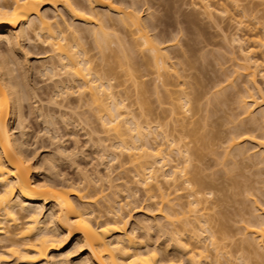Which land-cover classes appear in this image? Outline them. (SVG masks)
<instances>
[{"label": "bare ground", "instance_id": "1", "mask_svg": "<svg viewBox=\"0 0 264 264\" xmlns=\"http://www.w3.org/2000/svg\"><path fill=\"white\" fill-rule=\"evenodd\" d=\"M144 1L147 5L148 0H0V44L8 48L7 53L0 51V264H68L66 259L71 252L64 254L62 250L73 239L74 253L80 248L84 250L80 264H179L181 261L186 264H253L256 261L251 260L255 255L260 264L264 261V206L257 207L256 201H250L252 211L246 210L251 216L247 219L240 218L243 214L240 212L245 211L241 208L236 215L240 214L242 226L235 235L234 231L233 234L229 231L226 225L229 218L224 215L225 218L221 216L214 221L216 226H211L213 221L207 212L218 201L209 203L207 200L210 192L202 190L204 182L210 181L203 182L199 174L201 166L193 163L195 159L200 160L197 150L203 148L199 144L189 146L191 141L184 140L191 137L193 142L199 138L203 142L207 135V143L203 142L202 146H219L215 139L223 134V159L246 157L264 165V0H193L194 13L201 14L218 28L223 44L230 49L231 70L228 74L221 71L223 75L220 73L221 76L214 78L208 88H202L204 84H200L199 78L193 77L195 81L191 82L189 75L182 74L184 68L178 67L180 62H170L167 48L176 45L180 29L177 27L178 31L174 30L175 34L167 35L168 38L156 33L153 18L147 15L144 19L139 15V6ZM185 15L183 22H196L191 19L194 16ZM221 22L227 23L226 26ZM29 33L35 38L33 41H37V47H44L47 56L38 52L37 57L26 50L27 43L32 41ZM29 53L36 59L41 58L40 55L48 59L34 69L37 70L34 75L40 73L41 77H47L45 81H52L42 89L46 100L43 97L38 101L34 92L37 89H32L27 82L26 72L30 70H24L31 68L24 67L30 61ZM110 55L119 60L114 66L105 59ZM121 71L132 83L138 111L127 103L128 93L117 89L123 84H118ZM149 75H152L151 94L157 100L161 93L168 102L164 115L157 111L153 114L152 107L143 109L145 104L141 101L149 94L144 78ZM239 78H243L242 83L233 99L236 112L225 120L227 128L207 132V125L201 122L208 121L209 114L218 107L213 105L214 101L217 105L223 103L227 97L225 90L233 88ZM72 94L77 95L76 102H82L84 108H93L99 127H88L89 131L83 135H87L85 141L91 143V147L95 145L93 147L100 150L101 154L96 157L100 162L96 161L104 170L101 174L96 165L90 176L87 170L77 169L81 177L76 181L57 173L54 158L65 157V152L69 151L55 136L58 132L55 124L69 126L71 124L65 121L72 120L57 115L59 111L55 114L52 108L64 111L65 105L56 101L58 98L60 102L66 101ZM38 102L39 105L44 102L48 108L36 105ZM66 102L69 104L68 100ZM25 105L27 113L23 111ZM68 110L66 113H71L72 108ZM26 114L28 117L37 114L35 116L55 131L54 136V131L47 136L50 145L56 143L53 154L47 153L39 159L45 149L40 154L38 148L41 147L31 151L24 122ZM73 122L69 126L73 130L65 128L75 134L79 131L74 133L77 123ZM75 139L77 137L72 139L73 144L79 152L81 149ZM157 139L162 143H157ZM73 148L69 152L75 153ZM105 156H109V161ZM119 158L122 160L118 163ZM112 161L124 172L128 166V173L132 175L131 186L126 181L117 186L129 201L121 202L119 192L112 189L115 187L110 178ZM43 173H47L44 179L41 178ZM103 182L107 186L102 187ZM253 185L245 184L243 188L250 189ZM140 190L144 201H155L152 205L146 204L143 213L155 211L160 221L155 223L145 214L144 219L130 224L128 206L137 200L136 193ZM182 190H186L185 196L180 195ZM96 204L99 207L94 208ZM153 205L156 208L151 210ZM151 233H158L164 240L156 244ZM236 235L240 238L235 239ZM169 249L179 254L177 261L165 255ZM244 253L254 256L249 260L251 257Z\"/></svg>", "mask_w": 264, "mask_h": 264}, {"label": "rangeland", "instance_id": "2", "mask_svg": "<svg viewBox=\"0 0 264 264\" xmlns=\"http://www.w3.org/2000/svg\"><path fill=\"white\" fill-rule=\"evenodd\" d=\"M176 1L177 2H175V0H171V1L170 0H148L147 1L148 6L145 5L146 1H144L141 3V5H140V3L137 4L138 6L140 5L139 7H141L139 9L140 10L139 15L144 19L147 15H150L149 17L153 18L152 19L153 24H155L156 29H157V30L155 29V32L160 34L161 36L166 35L165 37H167V35L168 36L174 35L175 31L177 30V27H178V30L179 29L182 30V31L177 30L179 35L177 34L178 37L175 36L178 38L176 45H174V47H168L169 49L167 48V52L170 56V62H172V63L174 62L176 64H178V62H180L181 65L178 67L182 66L184 68L182 74H184V75L187 74V76L189 75L191 78H188V79H190L191 82L195 81L196 77H197V79L199 78L200 82H202L200 84L201 85L204 84L202 86V88H208L210 86L209 84L211 83V81L214 78H216L217 76L219 77V76L223 75L222 73L228 74V72L231 70L232 62L229 59V57H230L229 56V50L230 49H228L229 47H227L226 45L223 44L224 42H222L223 40H222L220 30L218 28H214L215 26L211 25L207 21V19L204 18V16H202L201 14H198L197 12L194 13V11H196V10H194L193 6H192L193 0H176ZM214 2H218V0H216ZM253 2H256V0H253ZM259 7L261 8V6H259ZM146 8L148 10H146ZM185 14H187L189 16H194V18H191V19H195L193 21H196V22L191 23V24L183 22V16ZM187 15H185V16H187ZM195 15H197V16H195ZM146 18H148V16ZM262 20H264V19H262ZM221 24L223 26H226L225 24H227V23L221 22ZM219 25H220V23H219ZM227 28H228V26H227ZM228 29H230V31H232L231 30L232 28H228ZM155 32L153 31V34H155ZM150 34H152V32H150ZM32 37L33 36L29 33V38L32 39ZM34 39H32L31 42L29 40V43H31V44L27 43L26 50H29L28 52L34 53V55H36L35 53H38V52H39V54L44 53L43 52L44 47L39 46V45L37 47V44H35L37 41L34 42L33 41ZM33 43L36 45L35 48H34ZM4 45H5L4 43L0 44V51L1 52L6 51L7 46H4ZM111 47H113V46H111ZM34 49H35V52H33ZM7 50H8V48H7ZM19 51H18V53H16L17 55L19 53L21 54V52H19ZM6 53H7V51H6ZM45 53H47V52H45ZM45 53H44V55L47 56ZM20 54L18 55V57L21 56ZM39 54H37V55H39ZM44 55H40L41 58H39V59H36V56H34V58H33L32 57L33 54L28 55L29 56L28 59L30 60L29 61L30 64L28 62L27 63L28 65H26V67H24V68H31V69H27V70L25 69L24 70L25 72L28 70L31 71L33 69L32 72H30V71L26 72V74L27 73L29 74V75L27 74L26 76H28L27 82H28L29 86L31 87V85H32V87H31L32 89H34V90L37 89L34 92L38 98V101L39 100L41 101L42 100L41 98H43V97L45 98L43 100H46V97L43 94V92L45 90H42V89H44V87H46V84L50 86V84H48L50 81L47 82L48 79L45 81V79L47 78L46 76H45L46 78L41 77L43 75H41L40 73L39 74L36 73L37 75L36 74L34 75V72H37V70L34 71V69H38L37 65H40L39 63H45L44 61L48 60L47 58H44L45 57ZM106 55H109V53H106ZM19 58H21V57H19ZM107 58H105V59L108 60V63L111 64L112 66H114L113 65L114 63L119 61L117 58H114V56H112V55H110ZM120 62H121V60H120ZM191 64H192V66H191ZM107 67H109V66H107ZM220 69H222V70H220ZM24 71H23V73L25 74ZM221 71H222V73H221ZM119 73H121L120 74L121 79H119L120 81H119V83L118 82L117 83L120 85L122 82L123 84L120 86L118 85L119 88H117V89L120 90L121 92L128 93V95L130 96V99L127 100V103L130 102L131 108L135 109V111H138L137 110L138 105H136L135 101H134V97H135L134 93L135 92L132 91V89L134 90L133 86L131 85L132 83L129 80V78L124 74L123 71H121ZM220 73H221V75H220ZM193 77L195 79L192 81ZM150 79H152V75H149L148 78H144V81L146 82L145 83L146 87L149 89V94L146 93L144 96L145 98H143L146 100L141 101L142 103L144 102L143 104H145V106H147V107L145 108L144 105H143L144 107L143 106L142 107H143V109H145L144 111H146V109L149 107L148 109L149 110L152 109L153 114H155V112L157 111L156 112L157 114H163L164 115L165 112H167L166 109H168V106H167L168 102H167L166 98L164 99V96L161 93H159L161 95V98L159 99V97H160V95H159V97L157 99L158 102H157V100L155 99L156 96L153 95V93L151 94L152 91L150 92V90L152 89V87H150L151 86ZM188 79H187V81H189ZM242 79L243 78H239L238 81L235 82V85H233L234 86L233 88H228L227 90H225L224 94L226 93L225 96H227V97H224L223 103H218V105H217V103L214 101L213 105L216 104V106H218L219 108L216 107L217 108L216 109L215 106H213V108H215V111L216 110L217 111L216 112L214 111L215 113L212 112L211 114H209L208 121H204V123H202L200 121L201 124H204L205 126L207 125V128H206L207 132H208V130H212L214 132L217 129L225 130L227 128V126L224 125L225 120L230 118L231 113L236 112L235 104L233 103V99L239 93V88H240V85L242 83ZM199 80H197V82ZM117 81H118V79H117ZM148 82H150V84H148ZM197 82L195 85L199 84ZM50 83H52V81ZM201 85L200 86L197 85V87L201 88ZM49 86L45 89H48ZM224 94L222 96H224ZM222 96H221V99H223ZM59 99L60 98H58V100L56 99L57 100L56 103L59 102V103L65 105L63 107L61 104H58V105H61L63 107L65 112L63 110L60 111L58 109H55V107H53V108L50 107V108H52L55 112L59 111L58 114H57V112L55 114H57V115L62 114L66 120H69V121L72 120L71 121L72 123L65 121L66 123H68V124L70 123L71 125H73L74 124L73 121H75V124L77 123V125H75V127H74V133H75V131L78 130L79 132H76L78 134L75 133L76 134L75 135V134L71 133L70 131H68L72 128V127H69L71 125L65 126L62 123V125H63L62 126L61 123L58 122L57 119H56V122H58V124H55V125L58 127V129H57L58 132L55 134V131L51 129L52 128L51 126H46L43 123V120H41L42 118L35 116L37 114H33L35 117L33 115L31 117H28L29 115L26 114L27 115L25 117L26 119L24 118V120H26V121H24V122H26V126L28 127L27 140H28V144H30V146H31L30 147L31 151H32V149H36L38 147H41V149L38 148L39 149L38 154H40L42 151H44L42 149H45V152L41 153V155L39 156V159L42 158V155H46L47 153L49 155L53 154V152H55L53 150L56 149L55 148L56 145L54 146L53 144H56V143H52L50 145V142H49L50 140L47 139V136L51 135L52 131H54L52 136H54V134H55V136L57 138H59L58 140L62 141L61 142V143H63V144H61L62 147L64 145L65 146L64 148L66 150H69V151L70 150L72 151L73 147L75 148L76 145L73 144L72 139L74 137H77V139H75V140L77 141L79 149H81L79 152H76V151H78V147L76 146L77 150H76V148L75 149L73 148V150H75V153H74V151L69 152V151L65 150L66 151L65 157L64 156L62 158L60 157L61 159L56 158L57 156L54 157L55 159H57V161H56L57 162L56 163L57 164L56 170L58 171L57 173L61 174L62 176L66 177V178L71 179L72 181L73 180L76 181V179L81 177L79 174V171H78L79 169L80 170L84 169L83 170L84 172L87 170L86 174L90 175L93 168L96 169L95 167L97 165L99 171H101L100 173L102 174L104 171L102 166L104 164V167H105L106 164L101 162L100 163L102 165L101 166L102 169H101L98 166V164H99L98 161L100 162V160L98 159L99 157L96 159L97 155L99 153L101 154V152H99L100 151L99 149L94 148V147H96L95 145H93L94 147L93 146L91 147L90 145H92V144L87 143L88 141L87 142L85 141L87 139V135H86V137L83 135V133L86 134L90 128L97 129L99 127V126H97L98 124H96V123H98L97 119L94 120L95 119L94 117H96V116H94L95 114L92 112L93 108H90L87 106H85V108H84L83 107L84 105H82L83 104L82 102H80V103L76 102L77 101L76 100L77 99L76 94H72V96L69 99H67L69 104H67V102H66L67 100L65 101L63 99L62 102H60L61 99L60 100ZM140 99H142V98L140 97ZM32 100H34V99H32ZM35 100H37V99L35 98ZM69 100H72V103ZM163 100L166 103L163 102ZM159 102H161V104H159ZM39 104H40L39 102L36 103V105H38V106L42 105V104L41 105H39ZM44 104H43V108H46L47 106H45ZM26 106L27 105H25V107L23 108V111L27 113L28 106L27 107ZM68 107L72 108L71 113L68 112L69 114L66 113L67 111H69ZM150 107H152V108L150 109ZM209 107H212V106L209 105ZM43 108H42V110H43ZM58 108H60V106H58ZM44 110H46V109H44ZM67 118H71V120L67 119ZM84 119H86V120L89 119V120L86 121ZM151 119H153V118H150V120ZM85 123H86V125L87 124L88 125L86 126ZM78 124H79V126H78ZM77 126L81 129L80 130L77 129L76 128ZM84 126H86L87 128ZM65 127H69L70 129L66 130ZM88 127H89V129H88ZM63 128H65V129H63ZM65 130L67 131V133ZM72 130H73V128H72ZM204 130L205 129H203V133L205 134L206 130L205 131ZM201 132H202V130H200V133ZM209 132H211V131H209ZM97 133H101L99 136H102V132H100L99 130L97 131ZM69 135H71V136H69ZM104 136H107V134L104 133ZM204 136L206 138H208L207 135H204ZM223 136H224L223 134L221 136L219 134L218 139L217 138L215 139L216 143L218 141L219 146H210V147L207 145L202 146L203 142L207 143V141H206L207 139L205 137H204L203 142L200 141L201 140L200 138L198 141L196 140L197 144L194 143V142H196L195 140H194V142L192 141L191 137H188L189 139L186 138L184 140L186 142L191 141L189 146H192V145L198 146V144H199V146H201L203 148L202 150H201V148L198 149L199 147L197 148L198 149L197 152L199 151L198 153L201 154V155L200 154H198V155L201 158H198L200 160L195 159V161L193 163L201 166L200 168H202V172L199 174H202L201 178L203 179V182L204 181H210V182H206V184L204 182V187L202 190L205 193L210 192V196H206L207 200L209 201V203L210 202L215 203V201H218V203H215L216 206L210 212H207V213L211 216L210 218L212 219L213 222L220 220L221 216H223V215L226 218H229V220L226 219L227 222L225 221L226 225L230 229L229 231L231 232V234L234 233L233 235H235L236 231L238 232L237 228L242 226L241 221H239L240 214L243 213L240 216L241 219L243 217H244V219L251 217L248 214V212L251 210V209L249 210V208H251V206H252L250 201H256L257 207L261 208L262 206H264V165H259L258 162L256 163V161H254V160L251 161L252 159H250V158L246 159V157L237 156V157L226 158V159L224 158L223 159V157H222L223 155L221 156V154H223V147H224V142L222 141ZM197 137H199V136H197ZM60 141H58L57 144H59ZM110 142H112V141H110ZM110 142L108 141L107 143H110ZM160 142L162 143V140L160 141V139L159 140L157 139V143L160 144ZM74 143H76V142H74ZM214 145H216V144H214ZM193 148H195V147H193ZM46 149H48L49 151L48 150L46 151ZM80 152H81V154H80ZM66 156H68V157H66ZM108 157L105 156L104 159L107 158V160L109 161ZM121 158H123V156ZM121 158H119L118 163L121 162V160H122ZM70 159H73V160H70ZM248 159H250V160H248ZM96 160H98V161H96ZM107 160H104V161H107ZM221 162H222V164H221ZM71 163H73V164H71ZM107 163H110V162H107ZM118 163L116 161H112V166H110L111 169L113 170V172L111 174L112 177H110V178L112 180V185H115V187L114 188L112 187V189L117 190L119 192L118 199L121 200V202H124L126 200L129 201L128 199L124 198V196H126V194L121 190V188H118L117 186H118V184L120 185L124 181L129 183V186H131L132 185V183H131L132 175L130 174V172L128 173V166L126 167L127 171L125 169H122V170H125V172H124V171H121V169H119L120 167H119ZM254 163H256V164H254ZM75 164H77V166L79 168L75 167L76 166ZM233 165H236V166L234 167ZM43 174L41 175L42 179L47 177V175H46L47 173L44 174L46 176H44ZM90 176H92V174ZM211 183H213V185ZM253 183H255V184L253 185ZM245 184L246 185L252 184L254 187H252L250 189L243 188V187H245ZM101 186L105 187V186H107V183L103 182ZM199 187H201V186H198V187L194 186V189H201ZM141 193H142V190H140L139 192L136 193L137 200L136 201L134 200V201L135 202L138 201V203L133 202L136 204L135 205L131 202L132 204L129 203V205L130 204L131 205L128 206L130 209L128 207L126 208V211H128L127 209H129V212H130V216H131L130 224H132L134 221H138L136 219L142 220L141 219L142 217L144 219L146 217L145 214H148V213H145V214L143 213L144 212L143 207H145L146 204L152 205V203L155 202V201H151L148 203V202L144 201V197ZM185 193H186V190H182L180 192V195L185 196ZM137 194H139V196ZM182 200H184V199H182ZM135 206H137V207H135ZM154 206L155 205L151 206L150 209L152 210V208H154ZM93 207L95 208V207H99V206H97V204H96ZM155 208H156V206H155ZM241 208L243 209V211L244 210L245 211L240 212ZM139 211H141V212H139ZM239 212H240V214L237 216L236 214H238ZM154 213H156V212L153 211L152 213H149L148 215L150 216V218L152 217L153 221L156 223L157 221H160L161 218L158 216V214H154ZM224 216H223V218H225ZM213 222H211V226H214V225L216 226L217 222H214V223ZM222 222H223V220H222ZM153 232H155V231L153 230ZM138 234H139V232H138ZM151 234H152V241L154 242L155 240H157L156 244H158L164 240L163 237L160 236L158 233H151ZM238 235L235 236V239L240 238V237H238ZM232 238L234 239V237H232ZM234 240H231V241H234ZM73 244L75 246V240L74 239L69 241L62 250V253L67 252V251L72 253L71 254L68 252L69 253L68 255H70L69 257H67L68 259H66L68 264H73L74 262H76V264H77V262H79V260L85 256L84 252H83L84 250L81 248L77 249V250H80L81 252L77 251L76 253H74V251H76L75 250L76 246L74 247ZM160 247L162 248L161 244H160ZM232 247L233 248H231V249H234L233 245H232ZM259 251H260V249H259ZM262 252H264V251H262ZM64 254H66V253H64ZM233 254L235 256H237L236 252ZM238 254H240V253H238ZM244 254L248 258L251 257V258H249V260L252 259V256H254V255H248L246 253H244ZM77 255H78V257H77ZM165 255L166 256L168 255L169 258H173L176 261L178 258H180L179 254L174 249H171V250L169 249ZM251 261L257 262V263L255 262L253 264H260V262H259L260 260H258V256H256V255H255V257H253V259ZM251 261H249V263ZM70 262H72V263H70ZM79 264H80V262H79ZM179 264H186V263L184 261H181ZM261 264H264V261H261Z\"/></svg>", "mask_w": 264, "mask_h": 264}]
</instances>
